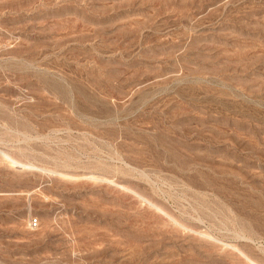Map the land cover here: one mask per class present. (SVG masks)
Returning <instances> with one entry per match:
<instances>
[{"label":"rangeland","instance_id":"obj_1","mask_svg":"<svg viewBox=\"0 0 264 264\" xmlns=\"http://www.w3.org/2000/svg\"><path fill=\"white\" fill-rule=\"evenodd\" d=\"M0 264H264V0H0Z\"/></svg>","mask_w":264,"mask_h":264},{"label":"built area","instance_id":"obj_2","mask_svg":"<svg viewBox=\"0 0 264 264\" xmlns=\"http://www.w3.org/2000/svg\"><path fill=\"white\" fill-rule=\"evenodd\" d=\"M30 226H31L32 228L37 227V226H38V222H37V220H32V222L30 223Z\"/></svg>","mask_w":264,"mask_h":264}]
</instances>
